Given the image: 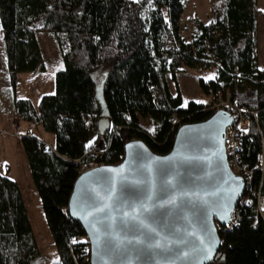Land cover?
Listing matches in <instances>:
<instances>
[{"label": "trees", "instance_id": "1", "mask_svg": "<svg viewBox=\"0 0 264 264\" xmlns=\"http://www.w3.org/2000/svg\"><path fill=\"white\" fill-rule=\"evenodd\" d=\"M184 0H0L4 72L16 115L55 137L32 134L21 145L59 264H89L68 201L80 173L117 165L125 144L172 149L178 128L207 120L216 107L253 113L238 130L240 160L251 173V205H238L237 225L220 230L205 264H264V69L258 66L257 0H209V18L182 20ZM187 30L182 29V23ZM38 32L51 34L62 67L55 91L36 106L16 97L19 73L45 70ZM193 69L210 103L185 101L178 75ZM173 83L174 91L170 89ZM141 118L148 119L146 129ZM175 119V121H174ZM41 250L18 183L0 174V264H40Z\"/></svg>", "mask_w": 264, "mask_h": 264}, {"label": "water", "instance_id": "2", "mask_svg": "<svg viewBox=\"0 0 264 264\" xmlns=\"http://www.w3.org/2000/svg\"><path fill=\"white\" fill-rule=\"evenodd\" d=\"M229 110L180 126L172 149L158 155L141 140L125 144L117 165L89 168L68 201L89 243V264H205L220 246L245 181L230 168ZM103 209V211H98ZM159 241L161 247H149ZM211 258L203 259L207 251Z\"/></svg>", "mask_w": 264, "mask_h": 264}, {"label": "rangeland", "instance_id": "3", "mask_svg": "<svg viewBox=\"0 0 264 264\" xmlns=\"http://www.w3.org/2000/svg\"><path fill=\"white\" fill-rule=\"evenodd\" d=\"M184 2L186 9L183 12L182 20L185 23L194 13L203 21L208 20L210 16L209 0H184ZM258 8L261 12H264V0H260ZM261 15L262 14H260L259 17L263 19V16ZM260 29V34L262 36L264 34L262 24H260ZM36 35L41 46L45 70L37 74L31 72L20 73L16 88L17 98L31 100L34 104H37L43 95L54 93L55 73L62 67L60 54L51 34L47 32H38ZM263 37L264 35L261 39H263ZM4 70V50L0 37V106L13 111V116L16 115L12 105L13 97L8 88V83L6 81L3 82L6 78ZM211 76L212 73L203 75V73L193 69H185L184 71H181L178 75V81L184 100H193L197 102L208 101L207 103H210L209 101L211 97L205 96L202 93L198 85V80L200 77L208 80ZM169 85L170 89L174 91L173 83L171 81H169ZM0 114L3 115L2 117L0 115V140L2 144V147L0 148V174L14 179L20 187L29 219L41 250L39 263L59 264L51 235L47 229L44 216L40 209L38 196L34 190L25 154L19 140L20 134L25 132L26 125L23 123L20 128H16L11 124V116L6 111L0 108ZM140 120L144 128L149 130L152 128L150 120L147 118H141ZM31 132L32 134L39 136L42 142H54V135L44 131L41 126L34 124ZM246 197L244 189V192L239 199L240 205L241 201ZM261 210L264 215V202L261 203ZM218 226L220 225L218 224L217 227ZM221 228L226 229V225Z\"/></svg>", "mask_w": 264, "mask_h": 264}, {"label": "built area", "instance_id": "4", "mask_svg": "<svg viewBox=\"0 0 264 264\" xmlns=\"http://www.w3.org/2000/svg\"><path fill=\"white\" fill-rule=\"evenodd\" d=\"M182 29L184 31L187 30V26L184 24V22L182 23ZM216 109L217 110H219V109L228 110L227 108L220 107L219 105L216 107ZM231 113L234 116V123L232 126H229L226 129V134H225V147H226L227 160H228V164H229L231 170L236 175L241 176L244 179V181H245V188L244 189H245V193H246V192H249L248 190H249L250 182H248V181H251V173H248V170H244L239 164L240 152H239L238 142L236 139V133L238 130H241L244 128V125H245L246 121L250 118V115L254 116V114L253 113L251 114L247 111H242V110H238L236 112H231ZM174 121H175V119H174ZM246 179H248V181ZM251 204H252L251 200H249L248 197H246L241 201V207L240 208H242L244 205H251ZM239 205H240V202H239ZM257 205H258L259 213H260V215H262L261 202H260L259 197L257 198ZM237 207L235 208L232 217L230 218L229 222L227 223L226 229H232L234 226L237 225L238 214L240 212ZM218 228L221 229L220 226H218ZM75 239L77 241H79L80 243L84 244L86 249H88V253L90 255L89 243H88L87 236L77 237Z\"/></svg>", "mask_w": 264, "mask_h": 264}, {"label": "crops", "instance_id": "5", "mask_svg": "<svg viewBox=\"0 0 264 264\" xmlns=\"http://www.w3.org/2000/svg\"><path fill=\"white\" fill-rule=\"evenodd\" d=\"M259 2H260V0H257V6L259 7ZM259 9V8H258ZM261 12V11H260ZM260 16V15H259ZM258 16V18H257V34H258V66L261 68V69H264V37H263V39H261L262 38V36L264 35H262L261 36V34H260V24H262V26H263V29H264V16L263 15H261V16H263V19H261L260 17ZM263 63V64H262ZM261 65H263V66H261ZM20 74V73H19ZM19 74H18V76H19ZM34 74H37V73H34ZM18 76H17V83H18ZM4 78V77H3ZM7 82L8 83V86H9V82L6 80V79H4V81L3 82ZM9 88V87H8ZM31 101V100H30ZM32 102V101H31ZM33 103V102H32ZM33 105L34 106H36L37 104H34L33 103ZM0 108L2 109V110H4V111H6L10 116H11V124L14 126V127H16V128H20L22 125H23V123H25V125H26V129H25V132H23V133H21L20 134V136H19V140H20V138H21V136L22 135H24L26 132V134H32V132H31V129L33 130V125L34 124H30V123H26V122H24L23 120H21L17 115H13L12 116V113H13V111H10V110H8V109H5V108H3V107H1L0 106ZM1 115V117L3 116L2 114H0ZM38 126H40V125H38ZM0 135H1V132H0ZM32 135H34V134H32ZM37 139H39L40 141H41V139H40V137L39 136H36V135H34ZM1 137V136H0ZM42 142V141H41ZM55 142V141H54ZM54 142L53 143H49V142H43L46 146H49V147H53V145H54ZM20 143H21V141H20ZM2 147V144H1V140H0V148ZM22 193V192H21Z\"/></svg>", "mask_w": 264, "mask_h": 264}, {"label": "snow or ice", "instance_id": "6", "mask_svg": "<svg viewBox=\"0 0 264 264\" xmlns=\"http://www.w3.org/2000/svg\"><path fill=\"white\" fill-rule=\"evenodd\" d=\"M98 211H103V209H98ZM149 247H156V248H160V242L157 241L155 245H149ZM211 258V251H207V253L204 255L203 259L208 260Z\"/></svg>", "mask_w": 264, "mask_h": 264}, {"label": "bare ground", "instance_id": "7", "mask_svg": "<svg viewBox=\"0 0 264 264\" xmlns=\"http://www.w3.org/2000/svg\"><path fill=\"white\" fill-rule=\"evenodd\" d=\"M232 126V125H231Z\"/></svg>", "mask_w": 264, "mask_h": 264}, {"label": "flooded vegetation", "instance_id": "8", "mask_svg": "<svg viewBox=\"0 0 264 264\" xmlns=\"http://www.w3.org/2000/svg\"><path fill=\"white\" fill-rule=\"evenodd\" d=\"M220 230V229H219Z\"/></svg>", "mask_w": 264, "mask_h": 264}]
</instances>
